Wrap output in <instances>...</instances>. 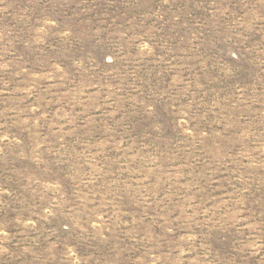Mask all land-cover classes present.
Masks as SVG:
<instances>
[{
    "label": "rangeland",
    "instance_id": "374dc122",
    "mask_svg": "<svg viewBox=\"0 0 264 264\" xmlns=\"http://www.w3.org/2000/svg\"><path fill=\"white\" fill-rule=\"evenodd\" d=\"M0 264H264V0H0Z\"/></svg>",
    "mask_w": 264,
    "mask_h": 264
}]
</instances>
